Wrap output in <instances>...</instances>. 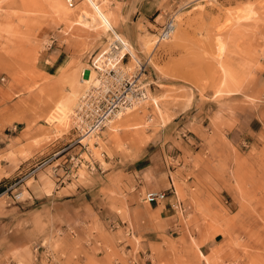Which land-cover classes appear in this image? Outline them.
<instances>
[{
    "label": "rangeland",
    "instance_id": "rangeland-1",
    "mask_svg": "<svg viewBox=\"0 0 264 264\" xmlns=\"http://www.w3.org/2000/svg\"><path fill=\"white\" fill-rule=\"evenodd\" d=\"M95 1L111 29L89 0H0V246L18 245L3 260L39 264L43 243V264H264V0ZM118 37L133 47L129 68L148 61L149 101L83 140L103 176L66 177L84 152L70 123L83 72L97 77L93 58ZM162 136L179 180L167 219L120 162Z\"/></svg>",
    "mask_w": 264,
    "mask_h": 264
},
{
    "label": "built area",
    "instance_id": "built-area-1",
    "mask_svg": "<svg viewBox=\"0 0 264 264\" xmlns=\"http://www.w3.org/2000/svg\"><path fill=\"white\" fill-rule=\"evenodd\" d=\"M183 8L184 6L176 7L174 11L167 13L165 23L156 34V46L173 37L180 10ZM131 59L132 54L127 51L123 52V47L117 40L93 58L91 67L96 71L98 83L85 87L71 116L72 128L78 135L75 142L81 149H84V152L89 153L90 150L87 144L82 142L83 138L100 134L128 111L142 106L148 100V89L142 78L148 61L139 60L132 69L128 67ZM84 152L70 156L71 167L65 169L66 177H72L74 169L80 166H86L89 171L101 168L94 156L88 160L83 157ZM55 168L57 171L58 166ZM61 177L59 176V179ZM146 197L149 201L161 202L168 197V193L165 190L149 191ZM39 249L40 246H36L37 252ZM41 257L37 255L36 261ZM42 258L47 262L53 260L49 251H46Z\"/></svg>",
    "mask_w": 264,
    "mask_h": 264
},
{
    "label": "crops",
    "instance_id": "crops-1",
    "mask_svg": "<svg viewBox=\"0 0 264 264\" xmlns=\"http://www.w3.org/2000/svg\"><path fill=\"white\" fill-rule=\"evenodd\" d=\"M157 9H158V7H157ZM252 123L254 125L258 126L260 124V120L254 119L252 121ZM250 128H251V130H253L252 124H251ZM168 141H170V140L166 139V137L162 136L160 138V141H158L153 148L151 147L152 148L151 151L147 150V151L142 152V154L137 159H135L134 161H130L131 158L127 154L122 156L120 159V162H122V164L126 166L125 168H130V172L133 174V178L137 182L135 185L136 190H138V193L140 195H143L142 196L143 201L147 203V207H149L153 211H156V217H160L161 219H167V218L174 215V213L172 211L175 208V205L172 202L173 197H175L174 194L169 195L166 198V199H168V201H166V202H164L166 199L161 201V202H152V201H149L148 199H145V193H147L149 191L165 190V191H167V193H168V191H172V192H175V194H177V192L179 190L178 177L176 175L172 176V173L176 169H175V167L170 166L168 157L166 155V153H167L166 150L170 146H172V144ZM144 148L146 149V146L143 147L141 150L143 151ZM101 157L104 159L105 162L107 159L110 160V156L107 153V151H105L101 155ZM94 159L96 160V158H94ZM97 161H98V163H100L101 168L98 170L89 171V172L91 174L98 173V174L102 175L103 173H105V169L102 168L103 164L99 158L97 159ZM175 186L177 187V189L174 188ZM64 188H66V186H62L61 188H59L60 190L57 189L55 191L58 193V192L62 191V189H64ZM29 193H30V195H32L30 191H29ZM76 202L79 203L78 201H76ZM176 206H178V205L176 204ZM89 240H90V243H89L90 245H93L95 243L92 239H89ZM96 244H98L99 246L101 245V243L99 241L96 242ZM37 245L40 246V248H42L41 252H40V250H39V252H37L36 249H34L35 246H37ZM16 246H18V245H16ZM16 246L12 245V247L5 248V249H4V247L0 246V262H1V264H17L16 261H14V259L9 260L8 263H6L3 260V258H5L7 256L8 257L14 256V253L16 251ZM201 249L203 252H205L207 254L210 253V251H208V250H210V245L207 243L203 244ZM46 251H49V247L45 250V244H43V243L35 244L33 246V254H34V252H36V253H38L37 255H40L43 257V256H45ZM42 257L37 260V262L39 264H43V262L45 260ZM63 262H65V260ZM145 264H147V263H145Z\"/></svg>",
    "mask_w": 264,
    "mask_h": 264
},
{
    "label": "bare ground",
    "instance_id": "bare-ground-1",
    "mask_svg": "<svg viewBox=\"0 0 264 264\" xmlns=\"http://www.w3.org/2000/svg\"><path fill=\"white\" fill-rule=\"evenodd\" d=\"M90 2H91V4L92 5H94V8H95V10L97 11V14L99 15V17L101 18V20H102V22H103V24L105 25V27H106V29H111V24H110V19H109V15L107 14V13H105L104 12V10L103 9H101L99 6H97V3H96V1L95 0H89ZM60 2V0H58V3ZM58 5V4H57ZM56 5V6H57ZM60 5V4H59ZM58 5V6H59ZM60 8H62V11H64V13L66 12H68L64 7H61V6H59ZM58 7V8H59ZM84 10V9H83ZM86 14V13H85ZM84 14V15H85ZM66 15H68V14H66ZM86 16V15H85ZM88 16V15H87ZM105 29V30H106ZM219 39V38H218ZM121 45H122V47H123V52H126V51H129V52H131L132 53V49H133V47L131 46V45H129L124 39H122L121 37H118L117 39H116ZM115 40V41H116ZM114 42V41H113ZM112 42V43H113ZM148 43V42H147ZM152 43V42H151ZM154 43V42H153ZM220 45H222V46H224V44H223V41L220 39V43H219ZM83 80H82V82L85 84V85H87V86H91V85H95V84H97L98 83V80H97V77H95L94 76V72L91 70V69H89V68H87V69H85L84 70V72H83ZM81 83V82H80ZM224 83V82H223ZM77 91L76 90H74V91H71L70 92V95H68L67 96V98H66V100H68V99H71L72 97H74L75 95H77ZM148 101H149V99H148ZM77 102H78V100H77ZM77 102L75 103V106H76V104H77ZM145 104V103H144ZM74 106V107H75ZM74 107H73V109H72V111H71V113H70V123H71V125H72V118H71V116H72V113H73V110H74ZM133 110V109H132ZM128 112H130V114L128 113ZM127 112V114H129V115H131V112L132 111H128ZM141 114V113H140ZM125 116V115H124ZM132 117V116H131ZM126 119H128V116L125 118V120ZM128 120H130V117H129V119ZM117 121H119V119L117 120ZM122 121H120V123H121ZM115 123V122H114ZM117 123V122H116ZM73 127V126H72ZM73 129V128H72ZM113 130H114V128H113ZM92 136H94V135H90V136H87V137H85V138H83V140H90L91 141V139H93L94 137H92ZM83 142V141H82ZM89 142V141H88ZM85 153V152H84ZM84 153H83V157H85L84 156ZM87 153V152H86ZM89 153H91L90 155H89ZM89 153H87L88 154V156L89 157H93V153H92V151L90 150V152ZM86 158V157H85ZM87 159V158H86ZM179 207H182V204H181V201H177V203H176Z\"/></svg>",
    "mask_w": 264,
    "mask_h": 264
},
{
    "label": "trees",
    "instance_id": "trees-1",
    "mask_svg": "<svg viewBox=\"0 0 264 264\" xmlns=\"http://www.w3.org/2000/svg\"><path fill=\"white\" fill-rule=\"evenodd\" d=\"M0 192H1V190H0Z\"/></svg>",
    "mask_w": 264,
    "mask_h": 264
}]
</instances>
